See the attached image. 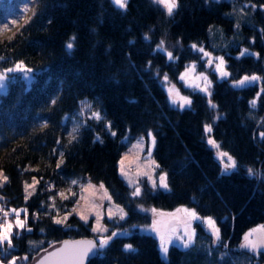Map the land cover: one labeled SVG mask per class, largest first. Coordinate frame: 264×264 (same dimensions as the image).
<instances>
[{
  "label": "trees",
  "instance_id": "obj_1",
  "mask_svg": "<svg viewBox=\"0 0 264 264\" xmlns=\"http://www.w3.org/2000/svg\"><path fill=\"white\" fill-rule=\"evenodd\" d=\"M262 6L264 0H178L169 15L155 0H127L125 8L113 0H0V72L12 70L0 83V171L7 177L0 193L3 207L27 208L26 226L12 234L13 246L4 245L8 254L0 260L7 264L16 257L15 264H30L63 239L98 241L101 233L93 231L92 220L76 214L64 224L52 219L71 209L88 181H96L127 216L112 221L104 234L117 236L87 264H264V251L240 246L247 231L264 227ZM215 29L226 41L215 51L224 53L229 75L212 74L210 96L190 90V106L172 105L163 75L176 80L188 62L202 63L198 48H212ZM161 38L163 49H157ZM253 74L261 81L233 84ZM93 111L101 118L91 117ZM75 124L77 139L69 143ZM205 124L236 159V168L222 170ZM149 131L169 189L132 196L118 163L132 141ZM33 181L28 196L25 185ZM142 203L163 209L188 205L212 215L220 239L198 222L194 246L172 244L165 260L158 238L138 228L151 223ZM125 244L135 251H125Z\"/></svg>",
  "mask_w": 264,
  "mask_h": 264
},
{
  "label": "rangeland",
  "instance_id": "obj_2",
  "mask_svg": "<svg viewBox=\"0 0 264 264\" xmlns=\"http://www.w3.org/2000/svg\"><path fill=\"white\" fill-rule=\"evenodd\" d=\"M162 6L165 8L164 5ZM8 29L9 31L14 30L12 26H10ZM222 37H223V33L220 30L215 29L211 34L210 44L212 48L204 47V46H199L198 48L199 51L201 48L203 49V51H201V59L203 60L202 63L197 60L188 62L185 68L179 73L176 80L171 79L168 74H167V80H165L164 79L165 75H163L162 83L167 91L168 98L172 105L181 108L190 106L191 103L190 104L184 103L180 99V97H188L191 101L192 99H191L190 90H199L210 96L214 82L212 74L216 72L219 78H224L227 76V75L221 76L220 72L216 68L217 63H219L217 59L218 57H223L225 61L224 53L221 51H215V48L220 50L223 48V45L226 44V41ZM220 41H221V47H220ZM205 53H211V56L209 57L205 55ZM174 57L175 56L172 54L171 58ZM209 60H211V63H209ZM193 64L195 65L194 70L192 69ZM186 68H188L189 71L185 72ZM224 68L227 71L226 64L224 65ZM26 70H27L26 68H23L22 71L26 73L27 72ZM0 73L4 74V79L7 77V73L5 72H0ZM181 73H184L183 78H181ZM201 73L204 74V77H207L206 80L204 79V77H201L200 75ZM256 81L260 82L261 78ZM256 81H246L244 84L250 82H256ZM205 87H207V91L204 90ZM182 104L183 106H181ZM89 109H90V104L85 102L82 111L86 112ZM84 112L83 114L85 115ZM91 113L92 112H90L89 115L93 117ZM206 132H207L206 140L208 144L211 146L216 158L221 162L222 170L226 172L234 169V168H225V165L228 164V159L227 157L221 158L219 156V153L227 152V151L223 150L219 142H217L216 139L212 136L211 134L212 126H211V131H206ZM153 137H155L154 132L149 131L147 134L145 135L143 134L137 139L133 140L132 143L128 146V148L123 151L118 163L119 173L131 187L132 193L136 190L137 187L140 188L139 196H142L148 190L155 192L158 189H163V190L169 189L167 174L165 177V181L168 185V188L165 189L160 184V174L166 173V171L160 169V165L154 156L156 137H155V143H153ZM210 139L216 141V144L210 143L209 142ZM227 153L230 156H232L229 152ZM122 158H123V162H121ZM236 167H237V161H236ZM3 176L5 175L3 174L2 176H0V183L5 181L3 180ZM101 184H103V188L100 187ZM153 184H155V187H153ZM33 190H34V181L28 184V189H27L28 196H30L33 193ZM108 197H110L111 199H109ZM140 208L151 214V223L139 224L138 228L143 232L152 233L158 238V245L161 254H162V250L160 245H161L162 234L164 235L165 239L168 241L167 246L169 250V247L172 244L185 247L183 241L179 238L180 236L185 235V228H187L189 231L194 229L195 237H196V229H197L196 223L198 222L203 224L206 230L212 233V227L209 225L207 220L203 219L204 217H209V216L212 217L213 221H215V227L219 229L217 221L214 218V216L202 215L198 213L195 210V208L192 206L179 205L172 209H163V208L155 207L153 204L142 203L140 205ZM11 209L20 210L19 219L25 221V226H26L27 208L24 205L21 206L10 205L9 207H5L4 210L9 217L8 224L12 225V232H11V236H12L13 233H16V231H19L22 228L18 227L15 224L17 215L16 213L12 212ZM109 209H111L112 211L111 216H109ZM121 209L123 210L124 213H126V215L123 217H121L120 214ZM152 209H156V212H153ZM178 209L179 211H177ZM185 209L195 210L198 218L193 219L191 217L190 212L185 211ZM66 213H69V215H67V218L71 214H76L85 222H89L90 220H92L91 227L92 228L96 227L97 232L99 233H100L99 231L100 228H104L107 230L106 232H110L111 229L113 228L112 221L118 218H125L127 216V211L124 208V206L113 201L108 187L103 182H96V181H88L83 186V189L80 193L78 200ZM97 213H99V216H97ZM64 215L65 214L60 215L59 217L62 218L64 217ZM82 216L87 217V219L86 220L83 219ZM153 220L157 222L155 228L151 227L153 224ZM246 233L248 234V238L251 240H256V241L264 240L263 226L258 225L256 227H253ZM195 237L193 243L195 242ZM244 244H245V235L240 243L241 248H244L254 253H259L260 251H264V243H259L258 247L255 250L244 246ZM4 245L0 247H4ZM164 255L165 254H162V256ZM166 258H168V252L166 254Z\"/></svg>",
  "mask_w": 264,
  "mask_h": 264
},
{
  "label": "snow or ice",
  "instance_id": "obj_3",
  "mask_svg": "<svg viewBox=\"0 0 264 264\" xmlns=\"http://www.w3.org/2000/svg\"><path fill=\"white\" fill-rule=\"evenodd\" d=\"M155 2L162 4L165 6L167 13L169 15H171L173 13V10L175 8L178 7V0H155ZM113 3L117 6H119L120 8H125L127 5V0H113ZM264 7V6H262ZM241 11H243V9H241ZM238 26V25H237ZM145 39H148V35L147 33H145ZM164 39L161 38L160 42L157 44V49H163L164 46ZM73 47V44L71 42H69L66 45L67 49H71ZM192 47H196V45H193ZM200 51H203V49L201 48ZM247 51V50H245ZM243 54V53H242ZM167 55L169 58L172 57V53L171 52H167ZM205 55L207 56H211V53H205ZM219 63H217L216 68L217 70L220 72L221 76H226L229 75V73H227V71L224 68L225 65V61L223 57H218L217 58ZM149 64H151V61L148 62ZM209 63H211V60H209ZM23 62H18L16 64V68L19 69L22 67ZM195 65H192V69L194 70ZM8 71H12L11 69H5L4 72L7 73ZM26 71H30V70H26ZM189 71L188 68L185 69V72ZM201 77H204V74L201 73L200 74ZM184 77V73H181V78ZM4 79V74L0 73V83L3 82ZM164 79L167 80V75L165 74ZM204 79L206 80L207 77H204ZM259 77L255 74H253L252 76H244L242 77L240 80H234L233 84L234 85H242L244 84L246 81H256L258 80ZM210 83V81H209ZM205 91H207V87H205L204 89ZM180 99L184 102V103H188L190 104L191 101L188 97H180ZM134 102V101H132ZM83 103V102H82ZM209 103H211V101H209ZM183 106V104L181 105ZM87 107V106H86ZM91 115L95 118V119H100L101 118V114L99 111H93L91 113ZM80 127L79 124H75L74 127L72 128V131L68 133L69 136V143H71L72 140L77 139L76 135H73V133H76L78 128ZM108 127H111V122L108 123ZM204 129L205 131H211V125L205 124L204 125ZM111 135L115 136V132H112ZM262 136H264V133H261ZM210 143L212 144H216V141L214 140H209ZM153 143H155V137H153ZM64 155L63 151L60 152V156L62 157ZM219 156L221 158L227 157L228 159V164L225 165V168H235L236 167V160L230 156L227 152H220ZM123 162V158L122 161ZM57 167H59V162L57 163ZM248 174L249 175H254L256 173H254V170L252 168H248L247 169ZM2 171H0V176H2ZM165 177H166V173H161L160 174V184L167 189L168 185L165 181ZM3 180H7L6 176H3ZM72 183H76V181H72ZM26 189L28 187V185H25ZM101 188H103V184L100 185ZM153 187H155V184H153ZM106 192V189H105ZM60 195L63 197V192L60 193ZM132 196H139L140 195V188L137 187L136 190L131 194ZM109 199H111L110 197H108ZM25 199H27V195L25 196ZM54 206V205H53ZM0 211H3V208L0 207ZM12 212L16 213L17 215V219L15 221V224L20 227V228H24L25 227V221H22L19 219V212L20 210L18 209H11ZM26 211V210H25ZM153 212H156V209H152ZM179 211V209L177 210ZM185 211L190 212L191 217L193 219L198 218L197 214L195 212V210H189V209H185ZM120 214L121 217L125 216L126 213L123 212V210H120ZM5 215H7V213H5ZM67 215H69V213H65L64 217H53L52 219L55 221L56 224H64L65 220L67 219ZM112 215V211L111 209H109V216ZM97 216H99V213H97ZM83 219H87V217H83ZM203 219L207 220L209 225L212 227V234L215 236L216 240L220 239V230L218 228L215 227V221H213L212 217H204ZM156 221L153 220V224L151 227L155 228L156 227ZM43 231V230H41ZM93 231H97V228L94 227ZM100 235H99V239L98 241H87V242H77V244H82V247H78V248H74L71 251H66L65 249H60L58 250L61 253H64V255H61L59 257H57V259L55 260L54 264H84V258L90 253L93 252L94 249L99 250L101 253L103 252V250L106 249L107 246H109V242L112 241L113 237L117 236V232L113 231L111 235H105L104 233L107 231L104 228H100ZM11 232H12V225L11 224H6V225H0V246L7 244L9 248H11L13 246V241H12V236H11ZM194 237H195V230L192 229L191 231H189L187 228H185V235L180 236L179 238L183 241V244L185 247L188 246H194L193 241H194ZM170 240V237H169ZM31 243V242H30ZM168 241L165 239L164 235H161V250H162V254H165L163 256V258L166 260V254L168 252V246H167ZM259 243H264V240L261 241H256V240H251L248 238V234H245V244L244 246L251 248L253 250H255L258 247ZM68 242L65 241V245H67ZM123 249L125 251L131 250V251H135V249L133 248V246L131 244H125L122 246ZM226 247V246H225ZM212 249L209 248V251H211ZM7 249L0 247V255H4L5 258L7 257ZM50 255L52 256H57V253H51ZM225 255V253H221V256L223 257ZM16 257H12L11 260L7 261V264H15L16 261ZM0 264H4V260H0ZM42 264V262H41ZM219 264V262H218Z\"/></svg>",
  "mask_w": 264,
  "mask_h": 264
},
{
  "label": "water",
  "instance_id": "obj_4",
  "mask_svg": "<svg viewBox=\"0 0 264 264\" xmlns=\"http://www.w3.org/2000/svg\"><path fill=\"white\" fill-rule=\"evenodd\" d=\"M65 241L68 242L65 245ZM87 241H97L94 237H77V238H66L61 240L60 242L50 246L49 248L41 251L30 264H54L57 257L64 255V253L59 252L60 249H65L66 251H71L74 248L82 247V244H77V242H87ZM51 253H57V256L50 255ZM98 254V250L94 249L93 252H90L84 258V264H87L88 261L95 257Z\"/></svg>",
  "mask_w": 264,
  "mask_h": 264
},
{
  "label": "built area",
  "instance_id": "obj_5",
  "mask_svg": "<svg viewBox=\"0 0 264 264\" xmlns=\"http://www.w3.org/2000/svg\"><path fill=\"white\" fill-rule=\"evenodd\" d=\"M2 199V196L0 195V200ZM6 222V218L0 213V225L4 224Z\"/></svg>",
  "mask_w": 264,
  "mask_h": 264
}]
</instances>
